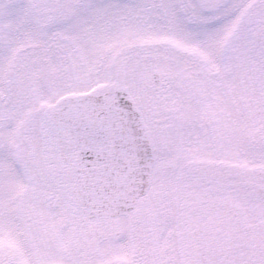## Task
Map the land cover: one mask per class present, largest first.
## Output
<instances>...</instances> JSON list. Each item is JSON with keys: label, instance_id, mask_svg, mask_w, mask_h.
<instances>
[{"label": "snow or ice", "instance_id": "obj_1", "mask_svg": "<svg viewBox=\"0 0 264 264\" xmlns=\"http://www.w3.org/2000/svg\"><path fill=\"white\" fill-rule=\"evenodd\" d=\"M0 264H264V0H0Z\"/></svg>", "mask_w": 264, "mask_h": 264}]
</instances>
